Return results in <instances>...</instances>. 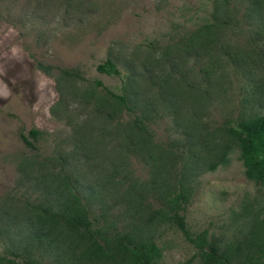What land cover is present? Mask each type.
<instances>
[{
  "label": "rangeland",
  "instance_id": "1",
  "mask_svg": "<svg viewBox=\"0 0 264 264\" xmlns=\"http://www.w3.org/2000/svg\"><path fill=\"white\" fill-rule=\"evenodd\" d=\"M252 1L0 0V218L34 215L28 206L39 195L38 176L70 165L87 180L108 157L117 137L98 141L105 95L95 83L115 93L121 83L95 72L105 59L148 101L152 143L174 145L183 163L184 134L212 148L228 141L225 123L264 116V11L246 13ZM70 70L79 78L63 77ZM29 128L41 133L36 151L17 136ZM80 141L93 157L78 154ZM195 151L197 170L181 178L185 229L217 247L223 264L255 263L254 245L264 235V182L245 179L234 141L227 162L212 170L204 166L212 153L199 144ZM126 165L137 185L149 178L142 158L130 157ZM144 203L158 207L150 193ZM121 211L108 208L118 227ZM147 227L159 249L151 264L202 263L201 251L171 224ZM71 239L61 235L27 256L38 264H122L120 256L85 261L67 249L60 253ZM9 249L7 239L0 240V254Z\"/></svg>",
  "mask_w": 264,
  "mask_h": 264
},
{
  "label": "trees",
  "instance_id": "2",
  "mask_svg": "<svg viewBox=\"0 0 264 264\" xmlns=\"http://www.w3.org/2000/svg\"><path fill=\"white\" fill-rule=\"evenodd\" d=\"M263 11L264 0H253L245 9L253 16ZM221 22L227 24L214 20L215 25ZM94 69L98 74L118 78L121 83L117 93L99 82L95 83L105 95L100 107L104 112L101 113L98 141L113 133L117 137L116 144L108 157L95 167V176L87 180L70 165H59L53 169L54 172L48 171L37 177L34 184L39 195L28 206L34 215H13L7 220L0 218V240L6 238L11 245L5 254H0V264H38L27 256V252L32 248H48L47 244L61 235L72 239L69 246L59 249L60 253L67 249L69 255H76L85 261L120 256L122 264H151L159 256V249L147 227L154 221L174 226L201 251V264H223L225 257L217 247L206 243L202 236L191 238L185 229V193L181 188V178L184 173L188 175L197 170L196 161L192 162L198 158L196 144L201 151L204 149L212 153L213 160L204 165L212 170L218 164L227 162L229 146L234 141L245 179L264 182V116L225 123L223 130L228 141L215 142L212 148L206 145L204 139L194 141L187 133L184 134L181 148L186 160L183 163V153H177L174 145L161 149L152 143L148 130L151 108L145 97H141L133 80L122 75L110 59L98 63ZM62 74L65 78H79L75 70L62 71ZM40 135L34 128L20 129L17 133L20 142L30 151L37 150ZM83 142L80 141L75 149L83 160H88L93 157L94 150ZM130 157L142 158L150 168L149 178L139 185L127 171ZM147 193L151 194L157 208L145 207ZM115 205L122 207L118 216L119 227L108 218V208ZM254 246L258 257L251 264H263L259 259L264 260V235Z\"/></svg>",
  "mask_w": 264,
  "mask_h": 264
}]
</instances>
